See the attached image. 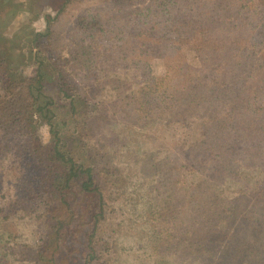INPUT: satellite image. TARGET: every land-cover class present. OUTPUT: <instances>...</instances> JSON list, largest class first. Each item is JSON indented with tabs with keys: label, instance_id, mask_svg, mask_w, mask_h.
Returning <instances> with one entry per match:
<instances>
[{
	"label": "rangeland",
	"instance_id": "374dc122",
	"mask_svg": "<svg viewBox=\"0 0 264 264\" xmlns=\"http://www.w3.org/2000/svg\"><path fill=\"white\" fill-rule=\"evenodd\" d=\"M244 1L249 3L245 13L235 9L231 18L239 26L243 43L258 55L264 49V7L251 6L258 0ZM54 2L0 0V42H8L14 52L12 68L16 73L32 74L43 63L45 93L57 101L55 122L72 150L92 165L99 162L98 166L118 170L112 177L104 175L101 179L110 207L102 236L112 244L101 254V264H264V160L256 157L247 161L244 185L220 175L213 157L192 152L188 149L191 145L184 143L187 132L194 138L198 135L200 116L210 117L218 109L206 112V107L195 106L184 110L181 117L169 112L168 86L180 85L184 79H178V74L168 75V63L174 67L182 56L184 69L191 73L197 70L206 74L207 68L202 62L198 64L197 56L188 48L181 56L170 54L174 32L163 22L148 33L150 46L148 41L143 47L133 41L131 49L121 54L125 45H116L110 55L120 54L117 58L108 54L97 61L92 75L86 71L82 74L74 63L85 38L78 32L77 20L110 8L97 0H84L57 17ZM120 14L116 19L122 18ZM116 23L124 27V19ZM137 23L130 27L135 28ZM49 31L48 40L41 37L36 41L37 34L44 36ZM95 38L92 44L90 40L85 44L98 47L101 41L99 36ZM146 40L143 37L141 44ZM42 44L44 51L39 50ZM50 53L55 54V60L62 57L61 63L49 62ZM171 55L174 58H169ZM60 72H64L66 82ZM140 88L150 94L146 99ZM61 91L73 96L75 114L70 110L71 100L63 102ZM94 109H99L97 114L102 117L90 124L86 133L82 114ZM34 126L39 137L48 142L46 122L40 119ZM188 142L192 143L190 139ZM91 150L94 159L88 154ZM5 159L0 152L3 206L14 189L7 178L4 181ZM240 192L245 197L238 202ZM212 193L227 201L224 205L231 206L230 212L221 217L203 216L201 205ZM230 213L235 217L229 219ZM4 216L1 211L0 258L9 256L6 261L11 264H33L26 251L36 248L39 228L33 221H8Z\"/></svg>",
	"mask_w": 264,
	"mask_h": 264
},
{
	"label": "trees",
	"instance_id": "16d2710c",
	"mask_svg": "<svg viewBox=\"0 0 264 264\" xmlns=\"http://www.w3.org/2000/svg\"><path fill=\"white\" fill-rule=\"evenodd\" d=\"M82 2L84 0H55L52 6L60 17L70 5ZM97 2L109 6L110 10L97 11L77 20L78 32L85 37L74 56L79 71L92 75L100 58L108 54L110 58L120 55H110L118 45H125V50L119 51L121 54L131 49L133 41L141 47L148 41L147 46H150L148 33L157 24L168 23L174 32L171 38L174 50L170 54L181 56L188 48L197 56L198 64L202 62L207 68L206 74L197 70L191 73L184 69L182 56L176 66L168 63V75L178 74V79H184L180 85L168 86L171 103V110H168L181 117L195 106L206 107V112L217 108L210 117L200 116L198 135L194 138L187 132L188 139L184 143L191 145L188 149L192 152L213 157L220 175L246 184L247 161L256 157L264 160V49L257 55L243 43L239 26L234 24L231 15L235 9L245 13L249 3L244 0ZM251 6L264 7V0ZM118 14L122 18L116 19ZM47 19L50 22V17ZM123 19L124 27L117 26L116 22ZM136 22L137 28L130 27ZM50 36V31L44 36L37 34L36 41L41 37L48 40ZM94 36H99L101 41L98 47L85 44L86 40L91 44L96 41ZM143 37L147 38L145 44L140 42ZM41 47L45 44L39 47L44 51ZM13 53L8 42H0V152L6 155L4 181L7 178L15 189L4 200L5 206L0 204V212H5L3 219L29 220L39 228L36 248L26 251L33 264H101V254L112 246L102 236L110 207L101 189V179L104 175L112 177L118 170L98 166L99 162L92 165L85 156L72 150V145L61 135L60 124L55 122L57 101L45 93L43 63L32 74L16 73L12 68ZM49 59L53 64H60L62 57L55 60V54L50 53ZM67 61L64 62H70ZM60 73L65 79L64 72ZM140 89L146 99L150 94L143 91L145 88ZM61 92L64 99L58 100H71L70 110L75 114L77 107L73 96ZM98 112L99 109L83 112L81 122L86 133L90 124L102 117ZM40 119L49 128L48 142H44L35 129L34 124ZM92 152L94 150L88 154L94 159ZM242 196L245 194L240 192L236 201L243 200ZM225 202L212 193L208 202L203 201L201 205L203 216L227 214L231 206L224 205ZM229 216V219L235 217L233 213ZM9 259V256H2L0 264H11L6 261Z\"/></svg>",
	"mask_w": 264,
	"mask_h": 264
}]
</instances>
